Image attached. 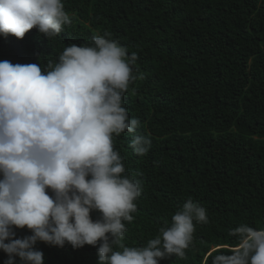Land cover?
<instances>
[{
    "label": "trees",
    "instance_id": "obj_1",
    "mask_svg": "<svg viewBox=\"0 0 264 264\" xmlns=\"http://www.w3.org/2000/svg\"><path fill=\"white\" fill-rule=\"evenodd\" d=\"M63 3L71 23L59 35L48 39L36 28L23 38L0 35V60L46 66L69 44H91L105 33L128 56L137 54V79L123 106L141 122L137 133L151 146L141 156L127 130L113 135L124 175L141 184L121 242L145 246L188 199L206 209L207 222L194 221L183 258L173 255L160 264H211L217 250L228 252L238 243L230 229L264 228V0ZM16 232L30 234L26 227ZM36 247L44 264H98L91 245ZM6 258L0 250V264Z\"/></svg>",
    "mask_w": 264,
    "mask_h": 264
},
{
    "label": "clouds",
    "instance_id": "obj_2",
    "mask_svg": "<svg viewBox=\"0 0 264 264\" xmlns=\"http://www.w3.org/2000/svg\"><path fill=\"white\" fill-rule=\"evenodd\" d=\"M71 23L63 0H0V35L23 38L36 28L48 39ZM110 33L91 44H69L46 66L0 60V250L4 264H44L38 242L73 249L97 247L98 264H160L183 258L195 222L206 209L188 199L170 226L145 246L121 241L131 222L141 184L124 175L113 135L132 134V147L145 155L148 136L130 118L123 96L138 57ZM140 78H143L142 76ZM142 173L137 172L136 175ZM97 213L93 219L92 213ZM30 234L17 236L16 229ZM238 243L217 250L211 264H264V228L241 224L229 230Z\"/></svg>",
    "mask_w": 264,
    "mask_h": 264
}]
</instances>
